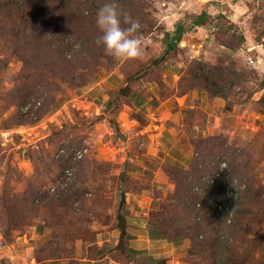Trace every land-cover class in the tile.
<instances>
[{
    "label": "rangeland",
    "instance_id": "374dc122",
    "mask_svg": "<svg viewBox=\"0 0 264 264\" xmlns=\"http://www.w3.org/2000/svg\"><path fill=\"white\" fill-rule=\"evenodd\" d=\"M104 2L0 0V264L101 258L99 227L120 229L140 188L117 112L135 92L203 87L223 111L188 169L166 166L174 185L151 218L185 239L188 264H264V0H119L143 37L124 61L96 44Z\"/></svg>",
    "mask_w": 264,
    "mask_h": 264
},
{
    "label": "crops",
    "instance_id": "0c3cea01",
    "mask_svg": "<svg viewBox=\"0 0 264 264\" xmlns=\"http://www.w3.org/2000/svg\"><path fill=\"white\" fill-rule=\"evenodd\" d=\"M108 90L99 101L106 108L113 98ZM129 101L116 115L123 121L121 130L129 138L138 140L136 147L130 149L128 144L123 150L126 159L138 167L139 172L130 170L129 174L139 180L140 188L126 193L125 233L122 235L118 227L110 229L102 224L97 232L102 257L89 264H188L187 253L181 249L188 244L185 239L171 240L163 236L150 217L152 212L162 209L164 197L174 185L166 166L188 169L192 165L196 154L194 140L211 132L210 116L216 120L222 113L224 99L211 96L206 90L194 89L164 100L135 92ZM196 106L205 117L196 123L185 120L188 110ZM174 245L180 247L179 251L173 250Z\"/></svg>",
    "mask_w": 264,
    "mask_h": 264
},
{
    "label": "clouds",
    "instance_id": "9594fccd",
    "mask_svg": "<svg viewBox=\"0 0 264 264\" xmlns=\"http://www.w3.org/2000/svg\"><path fill=\"white\" fill-rule=\"evenodd\" d=\"M95 23L100 32L96 44L103 47L106 55L118 61L142 56L141 23L120 7L119 0H105L96 13Z\"/></svg>",
    "mask_w": 264,
    "mask_h": 264
},
{
    "label": "trees",
    "instance_id": "16d2710c",
    "mask_svg": "<svg viewBox=\"0 0 264 264\" xmlns=\"http://www.w3.org/2000/svg\"><path fill=\"white\" fill-rule=\"evenodd\" d=\"M205 12L204 13H202L201 15H199V16H197L198 17V19L196 20V24H201L202 22H203V19H204V16H205ZM182 33H183V31H182V28L181 27H179L177 30H176V32H175V34H176V37H175V39H174V42L173 43H170L168 46V48L169 49H173L175 46H176V43H177V41H179L180 39H181V36H182ZM203 73H205L204 71H202ZM201 89H205V90H207V91H209L208 90V88H201ZM210 93V95L211 96H222V95H219V94H217V93H215V92H211V91H209ZM171 167V166H170ZM175 167H177V166H175ZM178 168V167H177ZM180 168V167H179ZM182 169V168H181ZM184 170V169H183ZM126 199V198H125ZM160 211V210H159ZM159 211H157V212H159ZM151 218V217H150ZM151 221H152V223H154L155 224V226H156V229H157V231L159 232V233H161L163 236H166V237H169L170 239H179L180 237H171V236H168V234L165 232V230L161 227V224H160V222H159V220H158V218L156 217V219H155V217H154V219H152L151 218ZM162 222V221H161ZM121 230H122V235L125 233V223H123L122 225H121V228H120Z\"/></svg>",
    "mask_w": 264,
    "mask_h": 264
}]
</instances>
